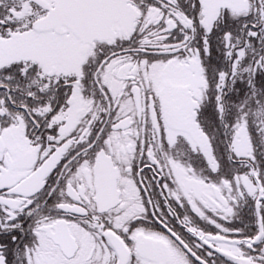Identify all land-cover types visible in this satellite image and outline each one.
Masks as SVG:
<instances>
[{"label":"snow or ice","instance_id":"obj_1","mask_svg":"<svg viewBox=\"0 0 264 264\" xmlns=\"http://www.w3.org/2000/svg\"><path fill=\"white\" fill-rule=\"evenodd\" d=\"M0 264H264V0H0Z\"/></svg>","mask_w":264,"mask_h":264}]
</instances>
